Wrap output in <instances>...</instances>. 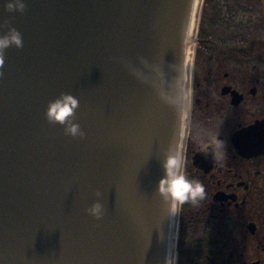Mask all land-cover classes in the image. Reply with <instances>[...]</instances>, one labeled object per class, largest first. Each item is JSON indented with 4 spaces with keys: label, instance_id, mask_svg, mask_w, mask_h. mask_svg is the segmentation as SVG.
Wrapping results in <instances>:
<instances>
[{
    "label": "water",
    "instance_id": "water-1",
    "mask_svg": "<svg viewBox=\"0 0 264 264\" xmlns=\"http://www.w3.org/2000/svg\"><path fill=\"white\" fill-rule=\"evenodd\" d=\"M190 2L0 3V33L23 37L0 69V264H175L180 205L156 184L168 148L185 154L202 0L192 28ZM61 92L79 99L82 138L45 118ZM96 199L100 219L86 211Z\"/></svg>",
    "mask_w": 264,
    "mask_h": 264
},
{
    "label": "flooded vegetation",
    "instance_id": "flooded-vegetation-1",
    "mask_svg": "<svg viewBox=\"0 0 264 264\" xmlns=\"http://www.w3.org/2000/svg\"><path fill=\"white\" fill-rule=\"evenodd\" d=\"M183 171L206 194L180 204L175 264L185 242L184 264H264V0H202Z\"/></svg>",
    "mask_w": 264,
    "mask_h": 264
},
{
    "label": "clouds",
    "instance_id": "clouds-1",
    "mask_svg": "<svg viewBox=\"0 0 264 264\" xmlns=\"http://www.w3.org/2000/svg\"><path fill=\"white\" fill-rule=\"evenodd\" d=\"M8 12H23L27 6V0H0ZM8 25L7 19L0 21V28ZM21 48L23 37L14 26H9L6 32L0 33V69L3 68L5 50L10 46ZM4 75L0 71V78ZM79 107V99L70 92H61L58 96L49 100L45 108V118L48 122L62 125L66 135L71 137H83L85 135L80 124L75 121V113ZM163 174L157 181L156 192L161 199L175 211L178 205L205 196L204 185L198 179H189L184 169V156L179 150L169 147L162 161ZM98 190L96 196L101 197ZM89 215L100 219L104 215V204L101 199H96L86 209ZM166 264L168 261L166 259Z\"/></svg>",
    "mask_w": 264,
    "mask_h": 264
},
{
    "label": "rangeland",
    "instance_id": "rangeland-1",
    "mask_svg": "<svg viewBox=\"0 0 264 264\" xmlns=\"http://www.w3.org/2000/svg\"><path fill=\"white\" fill-rule=\"evenodd\" d=\"M224 231L225 232H227L228 231V225H225V228H224ZM228 236H230L228 233H227V235H225V237H224V239H223V241H227L226 239H227V237ZM190 242H185L184 244H183V246L182 247H180V253H179V256H180V261L182 260V264H184L186 261H189V260H191L189 257H190V255H189V249H190ZM232 245L230 244H224V247H223V254H224V261H226L228 258H230L231 257V255H232Z\"/></svg>",
    "mask_w": 264,
    "mask_h": 264
},
{
    "label": "bare ground",
    "instance_id": "bare-ground-1",
    "mask_svg": "<svg viewBox=\"0 0 264 264\" xmlns=\"http://www.w3.org/2000/svg\"><path fill=\"white\" fill-rule=\"evenodd\" d=\"M195 1L196 0H191V2H190V7H189V12H188V16H189V18H190V23H189V26H190V28H192V22H193V20H194V14H195V11H196V9L194 8V5H196L195 4ZM190 11L192 12V13H190ZM187 25L188 24H186V27H187ZM190 30V29H189ZM189 50H188V48L184 51V54H183V57H185L186 55L188 56L189 54ZM175 238H177V234H178V230H176L175 229ZM172 233H173V231H172Z\"/></svg>",
    "mask_w": 264,
    "mask_h": 264
}]
</instances>
